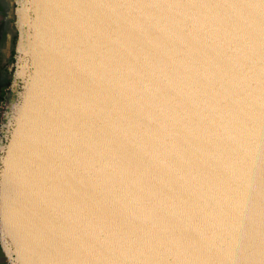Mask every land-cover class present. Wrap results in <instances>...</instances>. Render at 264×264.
I'll use <instances>...</instances> for the list:
<instances>
[{"label": "water", "instance_id": "obj_1", "mask_svg": "<svg viewBox=\"0 0 264 264\" xmlns=\"http://www.w3.org/2000/svg\"><path fill=\"white\" fill-rule=\"evenodd\" d=\"M6 264H264V0H0Z\"/></svg>", "mask_w": 264, "mask_h": 264}, {"label": "crops", "instance_id": "obj_2", "mask_svg": "<svg viewBox=\"0 0 264 264\" xmlns=\"http://www.w3.org/2000/svg\"><path fill=\"white\" fill-rule=\"evenodd\" d=\"M1 21H2V18L0 17V23H1ZM3 44H4V42L0 37V71L3 69V65H4L3 58H2V53H3V49H4ZM0 264H6L1 252H0Z\"/></svg>", "mask_w": 264, "mask_h": 264}, {"label": "flooded vegetation", "instance_id": "obj_3", "mask_svg": "<svg viewBox=\"0 0 264 264\" xmlns=\"http://www.w3.org/2000/svg\"><path fill=\"white\" fill-rule=\"evenodd\" d=\"M5 69H6V68L4 67L2 70H5ZM2 70H1V71H2Z\"/></svg>", "mask_w": 264, "mask_h": 264}, {"label": "rangeland", "instance_id": "obj_4", "mask_svg": "<svg viewBox=\"0 0 264 264\" xmlns=\"http://www.w3.org/2000/svg\"><path fill=\"white\" fill-rule=\"evenodd\" d=\"M0 109H1V107H0Z\"/></svg>", "mask_w": 264, "mask_h": 264}]
</instances>
